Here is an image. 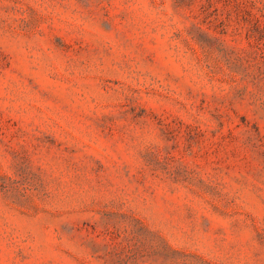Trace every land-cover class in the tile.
I'll use <instances>...</instances> for the list:
<instances>
[{"label": "rangeland", "instance_id": "1", "mask_svg": "<svg viewBox=\"0 0 264 264\" xmlns=\"http://www.w3.org/2000/svg\"><path fill=\"white\" fill-rule=\"evenodd\" d=\"M0 264H264V0H0Z\"/></svg>", "mask_w": 264, "mask_h": 264}]
</instances>
